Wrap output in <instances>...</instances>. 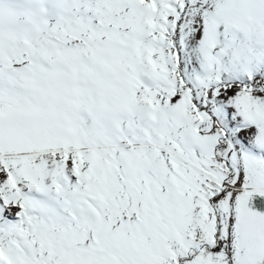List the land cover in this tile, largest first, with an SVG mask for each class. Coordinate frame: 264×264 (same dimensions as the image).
<instances>
[{"label":"snow or ice","instance_id":"obj_1","mask_svg":"<svg viewBox=\"0 0 264 264\" xmlns=\"http://www.w3.org/2000/svg\"><path fill=\"white\" fill-rule=\"evenodd\" d=\"M0 264H264V0H0Z\"/></svg>","mask_w":264,"mask_h":264}]
</instances>
